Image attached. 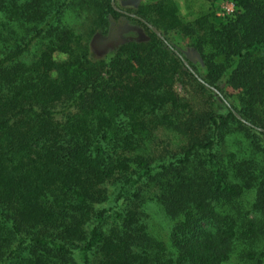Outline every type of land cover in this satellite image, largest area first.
<instances>
[{
	"label": "trees",
	"instance_id": "1",
	"mask_svg": "<svg viewBox=\"0 0 264 264\" xmlns=\"http://www.w3.org/2000/svg\"><path fill=\"white\" fill-rule=\"evenodd\" d=\"M204 1L234 11L186 21L173 0H0V264H264V0ZM68 12L88 35L125 17L147 40L92 59ZM172 31L208 55L205 76ZM180 75L225 111L179 97ZM157 128L184 144L156 160L142 151Z\"/></svg>",
	"mask_w": 264,
	"mask_h": 264
},
{
	"label": "rangeland",
	"instance_id": "2",
	"mask_svg": "<svg viewBox=\"0 0 264 264\" xmlns=\"http://www.w3.org/2000/svg\"><path fill=\"white\" fill-rule=\"evenodd\" d=\"M143 1L144 0H118V4L124 9L133 10ZM173 1L177 5L183 19L186 21H191L198 15L208 11L214 12L213 20L215 22H222L227 17V15L223 14L222 7L229 1H218L214 4L204 0ZM114 5L116 6L115 2ZM65 20H67L70 25L75 26L77 29L79 28L77 31L83 34L85 40L87 38L89 56L92 59L107 58L119 47V45L125 42L147 40V32L144 27L125 17H121L117 21H111L107 33L103 34L99 31H95L90 35H88L89 26L84 22L82 16H76L74 13L68 12ZM11 28H16V24L13 23ZM167 39L175 49L185 57L187 62L195 66L202 76L207 74L208 55L206 54L204 58L203 55L198 52L193 37L181 32L172 31L167 34ZM40 48L41 46L37 44L33 45L30 51L25 55V59L34 57ZM174 89L179 97L191 103L195 109H203L202 107L210 105L216 112L225 111L223 104L220 103L219 100L200 90L186 75H180L179 78H176ZM227 92L231 93V99L236 102V90L227 87ZM62 106L58 105L57 108L60 109ZM231 139L230 137L222 144L221 153L231 149ZM183 144V139L181 140L179 137H176L175 133H171L163 128H157L154 131V135L144 146L145 149L143 148L142 152L146 156L152 159L156 158L157 160L160 159L161 156L164 157L165 155L167 156L174 153L177 150L176 147H182ZM153 194L154 190L151 188L145 193L146 213H148L147 215L149 217L148 222L150 221L153 235L166 241L168 226L159 206L154 201H151V195ZM248 201L249 199H245V203Z\"/></svg>",
	"mask_w": 264,
	"mask_h": 264
},
{
	"label": "water",
	"instance_id": "3",
	"mask_svg": "<svg viewBox=\"0 0 264 264\" xmlns=\"http://www.w3.org/2000/svg\"><path fill=\"white\" fill-rule=\"evenodd\" d=\"M112 5L115 7V9H117L116 8V6L114 5V1H112ZM132 17H134V18H136V19H138V20H140L141 22H143L144 24H146L147 25V27H149L158 37H160V38H162V35H161V32L158 30V29H156L155 27H153V26H151L150 24H148V23H146L143 19H141L140 17H138V16H136V15H132V14H130ZM237 117H239V116H237ZM263 132H264V130H262Z\"/></svg>",
	"mask_w": 264,
	"mask_h": 264
},
{
	"label": "built area",
	"instance_id": "4",
	"mask_svg": "<svg viewBox=\"0 0 264 264\" xmlns=\"http://www.w3.org/2000/svg\"><path fill=\"white\" fill-rule=\"evenodd\" d=\"M233 11H234V5L232 2H227V4L222 7L223 14L227 16L231 15Z\"/></svg>",
	"mask_w": 264,
	"mask_h": 264
}]
</instances>
